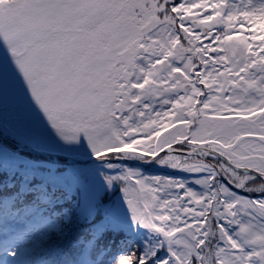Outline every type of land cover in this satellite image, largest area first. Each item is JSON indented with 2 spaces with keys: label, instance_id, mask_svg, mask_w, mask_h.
Wrapping results in <instances>:
<instances>
[{
  "label": "snow or ice",
  "instance_id": "obj_1",
  "mask_svg": "<svg viewBox=\"0 0 264 264\" xmlns=\"http://www.w3.org/2000/svg\"><path fill=\"white\" fill-rule=\"evenodd\" d=\"M0 264H264V0H0Z\"/></svg>",
  "mask_w": 264,
  "mask_h": 264
}]
</instances>
